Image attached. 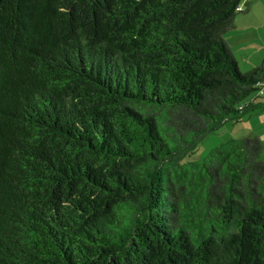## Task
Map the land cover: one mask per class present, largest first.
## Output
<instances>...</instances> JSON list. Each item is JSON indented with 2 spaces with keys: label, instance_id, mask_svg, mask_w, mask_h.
Masks as SVG:
<instances>
[{
  "label": "trees",
  "instance_id": "trees-1",
  "mask_svg": "<svg viewBox=\"0 0 264 264\" xmlns=\"http://www.w3.org/2000/svg\"><path fill=\"white\" fill-rule=\"evenodd\" d=\"M243 2L0 0V264H264Z\"/></svg>",
  "mask_w": 264,
  "mask_h": 264
},
{
  "label": "crops",
  "instance_id": "crops-1",
  "mask_svg": "<svg viewBox=\"0 0 264 264\" xmlns=\"http://www.w3.org/2000/svg\"><path fill=\"white\" fill-rule=\"evenodd\" d=\"M256 6L264 12V0H244L243 7L247 11L245 10L242 12L244 14L236 17L235 29L225 36L239 68L246 72L259 66L264 60L262 33L259 27L254 26L257 16Z\"/></svg>",
  "mask_w": 264,
  "mask_h": 264
},
{
  "label": "rangeland",
  "instance_id": "rangeland-1",
  "mask_svg": "<svg viewBox=\"0 0 264 264\" xmlns=\"http://www.w3.org/2000/svg\"><path fill=\"white\" fill-rule=\"evenodd\" d=\"M255 10L257 16L254 26L259 27L264 41V12L259 6H256ZM240 14L242 15L244 13H239L238 15ZM254 33L256 32L254 31ZM241 72L246 73L244 70H241ZM258 102H264V94L261 95V98H258ZM251 137L259 138L263 146L260 159L264 162V111L254 113L243 123L232 124L231 122H228L219 127L214 133L209 134L203 141L200 142L195 154L191 158V161H201L211 150L221 144L227 143L231 140H243Z\"/></svg>",
  "mask_w": 264,
  "mask_h": 264
},
{
  "label": "built area",
  "instance_id": "built-area-1",
  "mask_svg": "<svg viewBox=\"0 0 264 264\" xmlns=\"http://www.w3.org/2000/svg\"><path fill=\"white\" fill-rule=\"evenodd\" d=\"M238 10H239V11H242V10H244V7H243V5H241V6L238 8Z\"/></svg>",
  "mask_w": 264,
  "mask_h": 264
}]
</instances>
